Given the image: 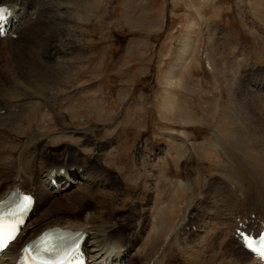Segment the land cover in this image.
<instances>
[{
    "label": "rangeland",
    "instance_id": "rangeland-1",
    "mask_svg": "<svg viewBox=\"0 0 264 264\" xmlns=\"http://www.w3.org/2000/svg\"><path fill=\"white\" fill-rule=\"evenodd\" d=\"M47 9L50 25L65 27L50 63L65 68L0 83L9 154L36 147L48 164L90 169L97 198L116 193L105 212L124 236L125 264L238 261L244 250L232 233L264 222V207L251 205L264 199V0H47ZM188 36L194 53L171 82ZM95 207L87 199L82 211ZM168 209L166 230L155 232ZM35 214L31 224L45 216ZM215 230L236 254L192 260L188 251L205 249L196 243Z\"/></svg>",
    "mask_w": 264,
    "mask_h": 264
},
{
    "label": "bare ground",
    "instance_id": "bare-ground-1",
    "mask_svg": "<svg viewBox=\"0 0 264 264\" xmlns=\"http://www.w3.org/2000/svg\"><path fill=\"white\" fill-rule=\"evenodd\" d=\"M3 5L11 10L13 18L10 23L11 29L8 36L0 39V83L5 84V80L11 83L15 80H24L28 78H45L47 75L60 72L65 68L62 66L65 65L64 62H57V64L50 63V57L53 55L58 56L59 54V40L57 41V39L60 38L65 27H63L62 23L56 26L50 25L52 16L47 9V0H0V6ZM60 21L61 20H58V23ZM13 35H15L16 38H13ZM51 39L55 40L52 47H50ZM195 44V38L188 36V38L185 39L183 46L179 50L175 62L176 64H173L174 66L167 75L168 80L171 82L178 81L179 69L189 61L191 55L194 53ZM88 89L89 91L93 90L91 86ZM176 100V96H171L169 106L173 107ZM254 106L256 105L254 104ZM9 109H11L9 105H0V111H5L7 113ZM263 113L264 107L261 108L259 115L264 116ZM259 125L262 126V131H264V122H259ZM216 143L217 140L212 138L209 145L214 146ZM27 144L29 145V142ZM183 145L186 148V144L183 143ZM12 148H14V145L10 141L7 140L6 142L0 140V200L5 199L13 190H19L27 194L34 193L37 197L34 214L42 211V213L45 212V216L42 220L33 224L30 223L31 220L29 221L22 235L8 248L2 264H13L14 261H17L19 258L20 250L24 244L35 239L43 231L54 227L73 232L82 231L87 234L84 248L89 257V264H124L129 256V249L126 247L127 245L124 244V236L112 231L107 213L105 212L107 211L105 205L115 198L116 193L108 194L106 192H101L98 194L103 198H97L96 194L92 193L95 187L91 185V183L96 184V180L93 179L92 171L87 169V167H73L67 164L63 166L48 164L44 160L43 151H38L36 147L31 150V148L25 146L22 153L15 158L13 154H9L12 153L10 152ZM144 157L145 156H141L142 162L143 160L147 161V157ZM153 162L155 161L152 160V163ZM80 169L82 170L81 172ZM160 170L162 171V168ZM41 179H43V182L40 181ZM53 182H55V186ZM165 182L166 188L174 184V181L171 180L169 176L165 179ZM69 187H71V192L67 193ZM87 199L97 201V207H95L93 211H82V207H84ZM259 199L260 198H258L254 204H251L255 209H259L260 205L264 207V199ZM219 204L221 206V203ZM225 204L226 203H224L223 207H225ZM53 205L56 206V208L53 207V209L50 210L49 208ZM216 205L215 203V206ZM234 205L235 204H233V206ZM246 205L248 206V204ZM65 207L71 208L70 210L72 212H66L64 210ZM218 212L219 214L223 213L222 209H219ZM169 216L170 211L168 209L166 214H161L159 216V220H155L154 224H152V229L157 233L165 231L167 224L166 222L164 223V221L167 220ZM32 217L33 215L31 219ZM185 217L186 215L184 218ZM186 218L183 221H185ZM254 221L252 220V223ZM180 225L181 223L179 226ZM217 230L209 232L206 238L202 237L196 243L200 246L205 245V249L188 251L192 260H204V258L208 257L206 254L209 252L211 255H216L214 253H217V256L223 254L222 256L226 257L228 253L225 251H230V254H236L235 251H232L234 249H229L230 239H225L226 235L224 238L220 234H216ZM224 234L225 233H223V235ZM211 235L214 236L211 237ZM233 235V238H235V234ZM178 240L179 235L175 234L171 241V246L174 247ZM237 241L239 242V240ZM188 248L190 249V246ZM130 249L132 250L131 247ZM186 252L187 249H185V253ZM211 255L210 258H212ZM240 255V258H236L238 261H231V264H259V262L253 258L252 254L245 250L243 253L241 252ZM167 256L169 255L167 254L166 257ZM163 261L165 260L161 262ZM223 261H225V258ZM202 262L203 261L199 263ZM209 262H213L214 264V260H210Z\"/></svg>",
    "mask_w": 264,
    "mask_h": 264
},
{
    "label": "snow or ice",
    "instance_id": "snow-or-ice-1",
    "mask_svg": "<svg viewBox=\"0 0 264 264\" xmlns=\"http://www.w3.org/2000/svg\"><path fill=\"white\" fill-rule=\"evenodd\" d=\"M258 255H260L262 258H264V250H259Z\"/></svg>",
    "mask_w": 264,
    "mask_h": 264
}]
</instances>
